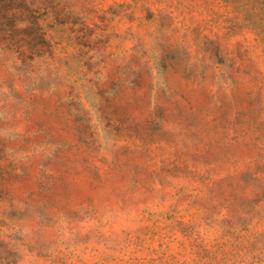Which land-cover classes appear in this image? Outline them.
Segmentation results:
<instances>
[{
  "label": "rangeland",
  "instance_id": "1",
  "mask_svg": "<svg viewBox=\"0 0 264 264\" xmlns=\"http://www.w3.org/2000/svg\"><path fill=\"white\" fill-rule=\"evenodd\" d=\"M0 264H264V0H0Z\"/></svg>",
  "mask_w": 264,
  "mask_h": 264
}]
</instances>
